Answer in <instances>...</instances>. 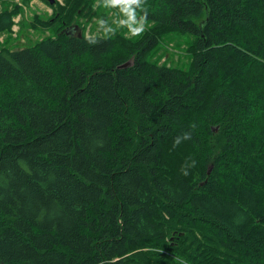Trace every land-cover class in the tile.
<instances>
[{
  "label": "trees",
  "instance_id": "1",
  "mask_svg": "<svg viewBox=\"0 0 264 264\" xmlns=\"http://www.w3.org/2000/svg\"><path fill=\"white\" fill-rule=\"evenodd\" d=\"M119 1L147 32L62 0L0 47V264H264V0ZM171 32L187 66L154 57Z\"/></svg>",
  "mask_w": 264,
  "mask_h": 264
},
{
  "label": "rangeland",
  "instance_id": "2",
  "mask_svg": "<svg viewBox=\"0 0 264 264\" xmlns=\"http://www.w3.org/2000/svg\"><path fill=\"white\" fill-rule=\"evenodd\" d=\"M56 1L63 4L62 0ZM55 2L50 4L47 0H0V11L6 6L12 8L15 5L22 9L12 18L11 32L0 33V47L3 45L10 48L24 47L48 35L49 31L43 30L35 21L37 18L44 20L52 15ZM92 9L98 13L91 14L89 17L84 15L78 19L87 35L110 33L133 38L149 30L150 25L139 16V12L129 7L126 8L119 0H93ZM130 15L134 18L131 28L129 26ZM33 24L36 27H33ZM136 26H141L145 30L139 35L132 30ZM189 41L186 36L176 32L166 34L160 39L158 51L154 57H159L160 61L166 60L170 64L187 66ZM213 131H219L217 125L213 127Z\"/></svg>",
  "mask_w": 264,
  "mask_h": 264
},
{
  "label": "clouds",
  "instance_id": "3",
  "mask_svg": "<svg viewBox=\"0 0 264 264\" xmlns=\"http://www.w3.org/2000/svg\"><path fill=\"white\" fill-rule=\"evenodd\" d=\"M134 0H129V4L133 3ZM125 7L127 8L128 5H125ZM134 18L131 17L130 15V20H129V26L130 28L132 27V20ZM132 30L135 33H139V35L145 30V28L141 27V26H136L134 28H132ZM192 128H195V124L191 125ZM183 140H190L191 139V133L190 132H185L183 133ZM181 143V136H177L173 142V146H178ZM196 161L192 158H187V160L185 161V163L181 166V172L183 175H188V170L192 167H195Z\"/></svg>",
  "mask_w": 264,
  "mask_h": 264
},
{
  "label": "water",
  "instance_id": "4",
  "mask_svg": "<svg viewBox=\"0 0 264 264\" xmlns=\"http://www.w3.org/2000/svg\"><path fill=\"white\" fill-rule=\"evenodd\" d=\"M50 4H53L55 0H47Z\"/></svg>",
  "mask_w": 264,
  "mask_h": 264
}]
</instances>
